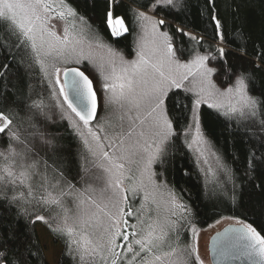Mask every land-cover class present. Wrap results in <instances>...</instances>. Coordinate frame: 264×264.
I'll return each instance as SVG.
<instances>
[{
	"label": "snow or ice",
	"instance_id": "1",
	"mask_svg": "<svg viewBox=\"0 0 264 264\" xmlns=\"http://www.w3.org/2000/svg\"><path fill=\"white\" fill-rule=\"evenodd\" d=\"M182 2L149 0L144 5L145 11L136 12L137 18L144 22L141 30L159 37L160 43L146 51L147 44L141 39L137 59L126 61L110 46L100 44L97 33L90 32L85 41L81 34H74L67 27L62 34L51 30L54 13L58 20L70 16L84 21L66 0H0V56L6 61L0 63V76L9 68L7 61H15L22 51L40 64L46 76L54 77L49 84L59 85L58 94L53 88V95L57 96L61 118L72 122L84 148L81 160L88 165L81 167L77 163L75 174L65 167L60 155L63 150L57 147L58 137L46 130L51 116L43 99L27 95L9 100L10 94L0 91V104H3L0 134L6 137L8 145L6 152H0L4 161L0 167V198L9 208L17 210V215H28L30 223H47L40 212H48L51 217L59 209L57 216L64 226L51 230L70 239L79 260L99 255L103 264H193L195 247L181 248L176 231L178 222L186 220L191 210L174 189L157 184L153 165L163 166L176 141L184 137L187 143L191 129H195L192 143L198 145V154L204 156L207 151L219 161L220 157L201 131L197 113L198 107L209 99L215 101L209 107L225 109L222 113L225 117L250 119L256 115L258 101L250 94L255 78L247 70H237L232 59H243L247 52L243 47L236 51L227 48L218 18L210 13L214 21V39L210 42L213 50L196 53L190 61L182 63L177 53H183V49L173 45L168 31L159 30L175 26L164 17L148 14L169 6L176 8ZM106 23L113 36L129 31L124 19L114 18L111 11L106 14ZM175 31L188 36L190 41L203 40L180 27H175ZM92 41L106 47L111 56L99 64L103 80L100 88L107 93L106 115L89 127L96 119L98 108L93 80L79 68L70 67L63 70L61 83L57 62L79 64L90 60L91 52L85 48L90 49ZM44 58H49V62L45 63ZM259 58L264 60V53ZM189 76L198 84V90L194 96L185 97L187 103H181L176 93L172 96L169 93L182 88V81ZM213 77L224 87H218ZM21 111L28 124L23 130L17 126L25 120L20 117ZM253 160L255 164L250 171L264 168V157L256 160L253 156ZM129 173L139 174L140 179L131 184ZM125 181L131 184L130 188ZM9 191L13 192L11 197ZM128 191L133 196L143 192L144 203L135 210V215L130 204L125 210ZM26 204L31 206V211ZM146 204L155 207L154 216L149 215L151 209ZM162 205L168 215H160ZM133 217L135 222L129 223ZM241 224L231 230L235 236L221 249V255L225 260L246 258L249 264H264V235L251 224ZM31 257L27 243H16L12 235L0 236V264H29Z\"/></svg>",
	"mask_w": 264,
	"mask_h": 264
},
{
	"label": "trees",
	"instance_id": "2",
	"mask_svg": "<svg viewBox=\"0 0 264 264\" xmlns=\"http://www.w3.org/2000/svg\"><path fill=\"white\" fill-rule=\"evenodd\" d=\"M66 3L84 17L109 45L127 57L133 56L138 24L136 12L145 10L144 5L149 0H66ZM109 11L114 17L124 19L129 28L127 33L117 37L111 34L106 23ZM155 13L187 33L190 31L198 38L203 37L197 43L190 41L188 36L177 33L175 27H166L173 45L183 49V53H177L180 60H188L196 53L203 54L205 50H213L210 42L214 39V21L210 19V13L218 18L227 48L236 51L243 47L247 52L243 59H232L237 70H247L253 74L255 79L254 85L250 86V94L258 101L256 115L250 120L227 118L207 105L201 107L202 132L220 157L227 174L220 176L217 181L205 180L194 155L184 142V137H181L171 147L165 164L158 165V176L189 206L190 221L195 226L204 228L223 217H233L251 224L264 235V168L250 171V167L255 164L253 156L256 160L264 157V60L259 58L264 53V0H213L212 3L210 0H183L182 5L178 3L176 8L169 6ZM21 59L23 63L20 62ZM5 62L0 56V63ZM7 63L9 68L0 76V91L9 93V100L13 97L19 100L27 95L43 99L48 105L46 111L51 116L46 130L58 137L57 147L63 150L60 155L65 160V167H69L73 174L77 170V163L81 167H87L80 156L84 151L82 141L68 119L61 118L57 96L53 95L55 87L49 84L40 65L22 51L15 61L9 59ZM80 68L87 73L85 67ZM215 81L224 87L216 78ZM173 93L177 94L181 103H187L185 97L192 96L182 88L172 90L169 95L172 96ZM20 117L25 120L17 126L22 130L27 129L24 111L20 112ZM14 123L17 121L14 120ZM7 146L6 137L0 134V152H6ZM13 146L17 151L20 150L19 146ZM3 165L4 161L0 158V167ZM8 195L11 197L13 192L9 191ZM25 207L32 210L30 205L26 204ZM57 212L59 209L53 211L50 217L48 212L42 211L40 214L45 215L47 223H30L28 215H17V210L9 208L0 198V236L12 235L16 243H27L32 252L29 264H50L37 231V225L42 223L55 242L63 246L57 264H102L96 256L77 259L76 246L71 244L70 239L58 236L51 230L64 226ZM52 217L56 219L53 220Z\"/></svg>",
	"mask_w": 264,
	"mask_h": 264
},
{
	"label": "rangeland",
	"instance_id": "3",
	"mask_svg": "<svg viewBox=\"0 0 264 264\" xmlns=\"http://www.w3.org/2000/svg\"><path fill=\"white\" fill-rule=\"evenodd\" d=\"M139 11H145V10H139ZM148 14L149 15H156L157 17H161V16H159L156 13L151 12V11H149ZM143 23L144 22L142 20L138 19L137 32H136V38H135V52H134L133 56H131V57L125 56L123 53H121L120 51L115 49L113 46L109 45L90 26V24L85 19L82 22L79 19H74V18L69 16L65 20H58L56 18V16H55V13H54L53 16H52V19L50 21V26H51V30L56 31L58 34H62L63 33V29L65 27H67L74 34H81L83 36V38L85 39V41H87L88 34L90 32L97 33L99 35V38H100V40H99L100 44H104V45L110 46L112 49H114L116 52H118L120 55H122L126 61H131V60L137 59L136 50H137V46H138L139 42L141 41V39H143L146 42V44H147L146 51L151 50L156 44L160 43V38L159 37L153 36L151 34V32H148L146 34V33H144L141 30L140 25L143 24ZM159 30L160 31H167V30H165V27H162ZM188 33H190L192 35L194 34V33L190 32V31ZM85 50H86V52H88V51L91 52V57L92 58L90 60H83L79 64L71 62V61L68 62V63H63L61 61V62H57V67H59L61 69V73H60V82L61 83H63V81H62V73H63V70L65 68L72 67V66H80V67L82 66V67L86 68V71H87L88 75L91 77V79L94 82V85H95V88H96V91H97V94H98V97H99V102H100L99 116H98V118H97V120L95 122L90 123V125H89V127H94L96 125L97 121L98 120L102 121L104 119L105 115H106L105 109H104V96L107 95V93L102 91L101 88H100V84L103 83V80H102V78L100 76L99 64L101 62H103V61L108 60L110 58L111 54L108 52V49L106 47L98 46L97 41H92L91 48L89 49V48L86 47ZM44 59H45V63L49 62V58H44ZM190 60H191V58L188 59V60H181V62L185 63V62H188ZM51 71L52 70L49 68V73H51ZM47 77H48L49 80L50 79L54 80V77L51 76V75H47ZM213 79L215 81V77H213ZM215 83L217 84L216 81H215ZM182 85H183L182 89L190 88V89L194 90L193 92H189V93H191L192 96H194V92L196 90H198V84L195 81H193V77L192 76H189L187 80L182 81ZM53 86L58 91L59 85L53 84ZM217 86L223 88V86H220L218 84H217ZM214 102L215 101L209 99L207 104H201L198 107L197 113L199 115V121H200V110H201V107L203 105L209 106L210 104H212ZM225 103H227V102H225ZM233 103L235 104V100H233ZM65 106H66V103H65ZM212 109L218 111L220 114H222L223 111L225 110L223 108L219 109V110L215 109V108H212ZM72 116H73L74 120L79 122L78 118H76L74 116V114H72ZM235 118H238V117H235ZM238 119H240V118H238ZM250 119H252V118H250ZM250 119H244V120H250ZM68 121L70 122V126L72 127V122L70 120H68ZM79 123H81V126H82V122H79ZM200 128H201V124H200ZM201 131H202V129H201ZM75 133H76V131H75ZM195 138H196L195 129H191L190 132H189L188 138H187L186 145L188 146L189 144H191V147L188 146V148L192 152V154L194 155L200 170L204 174L205 180H208V181L216 180L217 181V179H219L220 176H222L224 174H227L226 169L224 168L223 164L221 163V159H219V161H217L215 159V157L212 156L207 151H205L204 156H200L198 154V152H197L198 145L192 143V141ZM199 147H202V146H199ZM216 156H218V155L216 154ZM158 165L159 164H154L153 165V171L155 173H157L156 182H157V184H160V185H165V184L167 185V183L163 179L159 178V176H158V169H157ZM129 177L131 178V184H135L140 179L139 174H136L135 176H133L132 173H129ZM131 184H129L128 181H125V185L127 187L130 188ZM167 187H168V185H167ZM160 190L163 191V187H161ZM126 195L129 197V200L125 204V210L126 211L128 210L127 205L130 204L132 206V211L134 212V215H135V210L139 209L141 204L144 203V201L142 200L143 192L141 191L139 194L133 196V193L131 191H128L126 193ZM145 206L149 207L151 209L149 211V215H153L154 216L155 215V211H156L155 207L151 206L150 204H146ZM168 207H170V205ZM159 212H160L161 216L169 214L168 211H167V208L164 207L163 205L159 209ZM173 219H175V217H173ZM134 222H135L134 217L133 218H129V223H134ZM241 222H242V220H240L238 218L223 217V218H221V219L209 224L208 226H206L204 228H199V227L195 226L190 221V216H188V218L186 220H180L178 222V224H177L176 231L179 233L178 243H179L181 248H183L186 245H190V246L195 247L196 252L194 254L193 264H201V262H202V264H211L210 256H209V249H208L210 237L214 233L218 232L219 230H221L222 228H224L225 226H227L229 224H239ZM69 223H71V221H69ZM193 229H195V231H193ZM37 231H38V235H39L41 244H42V246H43V248L45 250V256H46L48 262L50 264H57V262L59 260V257H60V254H61V252L63 250V246L61 244H59L58 242H55L54 238L49 234V231L46 229V227L42 223L37 225ZM72 239H75V237H73ZM96 257L98 259H100L101 263L103 264V261L101 260L100 256L96 255ZM196 257H198V258H196Z\"/></svg>",
	"mask_w": 264,
	"mask_h": 264
},
{
	"label": "water",
	"instance_id": "4",
	"mask_svg": "<svg viewBox=\"0 0 264 264\" xmlns=\"http://www.w3.org/2000/svg\"><path fill=\"white\" fill-rule=\"evenodd\" d=\"M79 68L81 71H84L82 68L77 66H72ZM70 68V67H68ZM85 72V71H84ZM86 75H88L85 72ZM90 77V76H89ZM91 78V77H90ZM62 81L64 82V76L62 73ZM94 83V82H93ZM95 87V85H94ZM96 89V88H95ZM97 100H98V108L96 113V119L91 121L90 123H93L97 120L100 112V102L99 97L97 94ZM243 225H247L248 223L242 221ZM242 226L241 223L239 224H229L219 230L218 232L214 233L209 240V256L211 264H249V261L246 258H241L239 260H225L224 257L221 255V249L227 244V242L235 236V233H233L231 230L237 227Z\"/></svg>",
	"mask_w": 264,
	"mask_h": 264
}]
</instances>
